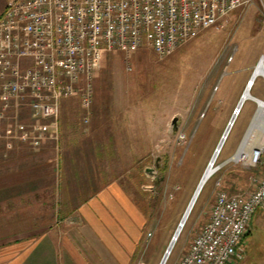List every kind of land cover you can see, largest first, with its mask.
I'll use <instances>...</instances> for the list:
<instances>
[{
    "label": "rangeland",
    "instance_id": "374dc122",
    "mask_svg": "<svg viewBox=\"0 0 264 264\" xmlns=\"http://www.w3.org/2000/svg\"><path fill=\"white\" fill-rule=\"evenodd\" d=\"M9 2L0 0V17ZM261 60L264 17L256 3L235 9L167 57L150 46L106 52L94 75L91 105L64 99L59 117L41 122L51 127L46 135L37 131V142L21 139L16 129L32 130L29 109L20 116L11 112L0 127V160L17 157L3 149L15 143L19 164L30 165L19 174L53 175L55 191L80 190L81 202L82 195L88 202L102 190L124 193L144 227L128 264H161L236 114L216 171L165 263L177 264L210 218L219 191H251L263 173L264 164L249 167L232 159L262 111L263 102L259 110L254 99L264 101V75L255 78L254 99L237 114ZM4 169L0 164V174ZM233 264H264V206L256 209Z\"/></svg>",
    "mask_w": 264,
    "mask_h": 264
},
{
    "label": "built area",
    "instance_id": "2783aa9c",
    "mask_svg": "<svg viewBox=\"0 0 264 264\" xmlns=\"http://www.w3.org/2000/svg\"><path fill=\"white\" fill-rule=\"evenodd\" d=\"M254 3L264 17V0H10L0 17V127L11 112L20 116L28 108L32 130L16 129L21 139L37 142V131L46 135L51 127L41 122L57 119L64 99L79 97L91 105L104 53L150 46L167 57ZM240 148L236 162L264 164V136L250 150ZM259 206L264 171L251 191L221 189L210 218L177 264H233Z\"/></svg>",
    "mask_w": 264,
    "mask_h": 264
},
{
    "label": "crops",
    "instance_id": "0c3cea01",
    "mask_svg": "<svg viewBox=\"0 0 264 264\" xmlns=\"http://www.w3.org/2000/svg\"><path fill=\"white\" fill-rule=\"evenodd\" d=\"M12 145L3 149L17 157L0 160V264H128L144 227L125 194L81 202L80 190L55 191L53 175L19 174L30 165Z\"/></svg>",
    "mask_w": 264,
    "mask_h": 264
},
{
    "label": "bare ground",
    "instance_id": "6f19581e",
    "mask_svg": "<svg viewBox=\"0 0 264 264\" xmlns=\"http://www.w3.org/2000/svg\"><path fill=\"white\" fill-rule=\"evenodd\" d=\"M254 74H255V78L256 79L259 76L264 75V60H261V62L258 65V67H257V69H256ZM255 78H254V80L250 79V81H252V83H253L255 81ZM250 87H246V89L244 91V94L242 95V96H244V98L240 100L241 101L240 105H239L240 108H239V110L237 109V114L239 113L241 107L243 106V103H245L249 99H252V98L254 99V97L251 94V91H252V88L254 87V84L252 85L251 88ZM254 100L258 102L259 110H260V107H261L260 103L263 102L262 103V111H258V113L256 114V117H255V119H254V121L252 123V126L249 128V130H248V132H247V134H246V136L244 138V141L242 143L240 151L241 150H245L244 148L248 149L249 146L251 147L254 142L256 143L257 140L259 141L264 136V101L260 100V99H257V98H255ZM260 113H261V116L259 117ZM236 119H237V116H235V121H236ZM235 121H234V123H235ZM234 123H233V125H234ZM233 125H232V127H233ZM232 127H231V129H232ZM231 129H230V131H231ZM230 131H229L228 135L226 134V138L225 139H221V142H220V144L218 146V149H217L215 155L213 156L212 162H211L210 166L207 168L206 172L204 173V175H203V177H202V179H201V181L199 183V186H198V188H197V190H196V192H195V194H194V196H193V198H192V200H191V202L189 204V207L186 210V213L184 215L182 223L179 226V228L177 229V231L175 233V236L173 238V241L171 242V245H170V247H169V249H168V251H167V253H166V255H165L164 259H163L164 261L161 264H165L166 261L168 260L173 247L175 246L177 240L179 239V237H180V235H181V233H182V231L184 229V226H185L187 220L190 217V214H191V212H192V210H193V208L195 206V203H196V201H197V199L199 197V194L201 193V191L203 189V186L208 181V179L213 175V173L216 171L215 162L219 158V155H220V153L222 151V148L225 145L226 140L228 139ZM238 158H239V153H237L235 157H232V159H234V160H238Z\"/></svg>",
    "mask_w": 264,
    "mask_h": 264
},
{
    "label": "water",
    "instance_id": "95a60500",
    "mask_svg": "<svg viewBox=\"0 0 264 264\" xmlns=\"http://www.w3.org/2000/svg\"><path fill=\"white\" fill-rule=\"evenodd\" d=\"M254 78H255V74L252 75L251 79L254 80ZM251 84H252V81H250V82L248 83V86H247V87H250ZM243 98H244V96H242L241 99H243ZM240 102H241V101H240ZM238 110H239V109H238ZM235 116H236V114H235V115L233 116V118L231 119V121H230V123H229V125H228V127H227V129H226V131H225V134H224V136H223L222 139H225V138H226V134L228 135V133H229V131H230V129H231V127H232L234 121H235ZM202 181H203V180H202ZM163 261H164V260H163ZM163 261H162V263H163Z\"/></svg>",
    "mask_w": 264,
    "mask_h": 264
}]
</instances>
